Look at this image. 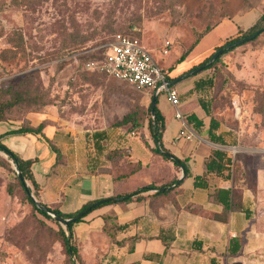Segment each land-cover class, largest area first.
Masks as SVG:
<instances>
[{
	"label": "rangeland",
	"instance_id": "rangeland-1",
	"mask_svg": "<svg viewBox=\"0 0 264 264\" xmlns=\"http://www.w3.org/2000/svg\"><path fill=\"white\" fill-rule=\"evenodd\" d=\"M244 6V0H0V100L11 98L13 92L27 93L19 104L5 108L4 120L20 121L32 113H45L49 124L61 119L84 133L105 128L118 130L122 137L128 126L115 129L112 125L135 112L140 124L135 133L145 141L150 138L151 92L119 80L99 97L98 90L83 88L81 78L87 74L113 78L82 72L81 65L100 51L96 48L101 42L121 33L139 39L161 70L180 76L211 55L222 42L224 27L207 33L178 62L195 33L237 14ZM164 49L168 53L162 55ZM191 75L179 82L181 99L194 92L198 102L201 98L210 102L220 130L231 133L227 141H236L229 146L243 149L237 154L234 171L256 202L257 174L264 170V32L222 55L214 68ZM205 76L213 78V87L203 93L184 91L186 85ZM36 95L46 103L32 104ZM99 109L107 119L87 116ZM204 119L208 123L209 117ZM15 174L13 160L0 151V264H72L57 235L58 224L66 228L33 209ZM166 175L167 171L160 173ZM263 211L264 206L259 209Z\"/></svg>",
	"mask_w": 264,
	"mask_h": 264
},
{
	"label": "crops",
	"instance_id": "crops-1",
	"mask_svg": "<svg viewBox=\"0 0 264 264\" xmlns=\"http://www.w3.org/2000/svg\"><path fill=\"white\" fill-rule=\"evenodd\" d=\"M244 5L237 14L217 22L210 32L224 27L220 39L223 41L238 29L254 24L264 11V0H244ZM89 75L81 78V85L90 92L98 90L99 97L103 89L120 83L112 77V80H103ZM181 83L174 87L180 100L179 110L185 116L195 113L203 118L206 129L205 113L194 92L181 99ZM192 88L193 85L188 84L183 89ZM161 95L157 107L164 120L162 147L184 163L188 176L172 162L152 152L151 138L146 144L139 134L124 130L122 137L118 130L105 128L84 133L60 119L56 124H47L43 135L8 133L20 128L21 122L5 121L0 122V135L8 134L0 141L23 159L33 160L32 172L41 188L38 199L64 214L79 210L89 201L124 196L149 184L161 187L178 180V185L167 186V189L173 188L169 193L155 195V189H148L129 200L92 210L82 221L74 223L73 241L80 248L85 263H94L100 258L103 264H264V211L259 212L264 206V170L257 174L256 202L234 170L228 180L206 174L205 161L211 151L225 146L210 141L190 126L195 138L178 139L181 122L174 115V107ZM101 111L103 109L87 116L107 119ZM111 116L117 118L115 112ZM27 118L31 125L37 126L50 117L45 113H32ZM101 130L106 131L107 139L103 142L104 151L98 155L93 133ZM48 141L62 154L59 162ZM115 148L123 149V156L114 161L106 158L107 151ZM101 168L118 169V178L110 171H100ZM163 171H167L166 176H160ZM197 177L203 178L204 187L195 186ZM217 188L239 193L241 208L230 209L224 221L216 217L224 212L213 197ZM112 223L125 225L114 234V241L104 231V227ZM160 233L172 237L168 246L159 238ZM233 240H238L241 248L236 255L229 256L228 247Z\"/></svg>",
	"mask_w": 264,
	"mask_h": 264
},
{
	"label": "trees",
	"instance_id": "trees-1",
	"mask_svg": "<svg viewBox=\"0 0 264 264\" xmlns=\"http://www.w3.org/2000/svg\"><path fill=\"white\" fill-rule=\"evenodd\" d=\"M212 27H207L206 29L195 33L194 41L184 52H182V54L180 55V57L178 59V62L183 61L187 57V55L199 44L201 39L207 33L210 32ZM263 27H264V11H263L262 15L259 17V19L254 24H252L251 26H249L246 29H238V31L234 35L224 39L220 44L216 45L214 48V51L211 53V55H209L203 61L193 65L190 69H188V71L195 70V73H193L191 75V77L198 75V74L202 73L203 71L210 70V69L214 68V66H216V64L220 61L222 55L234 50L238 46V45H236V46L231 45L234 42H236L238 40L246 39L241 43V44H243V43L255 40L260 34H262L264 32ZM114 35L115 34H113L110 38L105 39L103 42H101L98 45V47L96 48V49H99L100 51L96 55L90 56L91 58H88V60L100 58L102 56L104 49L99 48V47L108 43L109 41H111ZM123 35H125V34H123ZM228 45H231V46L227 47ZM218 50H222V53L211 64H208V61L211 58V56L215 52H217ZM188 71H186V72H188ZM82 72H84V71H82ZM162 72L165 75L166 81L169 83L176 80L179 76V75L178 76H170L169 73H167L163 70H162ZM186 72H184V73H186ZM184 73H182V74H184ZM95 74H98V73H95ZM180 81H177L175 83L170 84V87H175L174 85H176ZM213 84H214V82H213L212 77H207V76L199 77L198 79H196L194 81L193 88L191 90H194L198 93H203L207 89L213 87ZM26 94L27 93L13 92V94L10 93L11 98L9 97L5 101L0 100V122L6 121V120L10 121L8 119L4 120L5 119L4 111L6 110L5 108L12 107L16 104H19L20 101L23 100L22 99L23 96ZM151 94H152L151 100L154 97V116L152 117V115H151V101L149 103L148 110H147L149 113V119H148V126L147 127L149 130L150 138L153 142V147L151 148V150H152V152L161 155L164 159L172 162L173 165L177 169H179L180 165H182L184 167V176H188L189 172H188V169L186 168V166L184 165V163L180 159L175 157L172 153H170L168 150H166L162 147L161 137H162V132L164 130V120H163V115L160 113V111L157 107L158 96L160 94H157L156 96H154V91H152ZM33 100L34 101L32 104H34V105L35 104L44 105L46 103V101L44 100V97L40 96V95H36L33 98ZM199 105L202 108V110L204 111L205 115L207 117H209L207 128L204 129L205 123H204L203 118H199L195 113H190V114L185 116L187 124L194 131H196L197 133H199L201 135L207 136V138L210 141H212L216 144H219L222 146H229L231 144L235 145L236 141L234 138H232V141L230 143L227 141V137L231 136L230 131L220 130L219 121L217 119H215L211 113L210 102L201 98L199 100ZM134 114H135V112L127 113L120 120L116 121L112 125V127L128 126L126 129V133H131V132L135 133L136 131H138L140 129V124L136 120ZM20 122H21L20 128H18L17 130H14V131H9L8 133H23V134L31 133V134L43 135V133H42L43 128L47 124H49V122L45 120V121L41 122L39 125L33 126V125H31L27 116L24 117V119H21ZM8 133H5V134H8ZM5 134L0 135V140L2 139L3 136H5ZM93 138H94V147H95L96 153L98 155L102 154V152L104 151V148H105L103 142H105L107 139L106 138V131L101 130V131L94 132ZM48 142L50 143L53 151L56 154L57 162H59L62 158V154L51 143V141H48ZM145 143L147 144L146 140H145ZM0 151L7 154L8 158L13 160L14 164H16V166H17V170L21 173L23 180L29 184V186H25L23 181H21L18 178L17 174H15V180L17 181L19 187L21 188V190L25 194V198L27 199V201L32 205L33 209L36 210L42 216H44L48 219H52V217L50 215H48L47 213L37 209L35 207V205L33 204L32 200L30 199L29 195H28V191H30V192H33L34 196L38 197L39 191L41 190L40 185L37 183L36 179L34 178L33 172H32L33 160L32 159H23L15 151H13L9 147L2 144L1 141H0ZM107 152H109L110 160L114 161V160H117L118 157L123 156L124 151H123V149L115 148V149L108 150ZM237 162H238L237 161V154L234 158H232V157H230V155L225 150L213 149L211 151L209 157L205 161L206 174L212 173L218 177H221L223 179L228 180L231 177L232 170H235V168L237 167V165H236ZM99 170L100 171H110L113 173L115 178H118V169L101 168ZM122 176H126V174H123ZM173 184L178 185L179 184L178 180L171 181L170 183H168L166 185H162L161 187H156L152 184H149L145 187L139 188V189H137V190H135L129 194L124 195V196H117V197H110V198H105V199H97V200L89 201L85 205H83L79 210H77L73 213H69V214H64L58 208L49 207L48 205H46L42 202L41 203L43 205H45L46 207H48L51 210V212L55 213L56 215L60 216L63 219L72 218V217L80 214L82 211L86 210V212L84 214H82L79 218H77L73 222H70L68 224V226L66 227V229H63L55 221L59 226L58 231H57L58 238L61 240V242L64 246V249L66 251V254L69 257V259L71 260L72 264H75L73 257L75 260L78 261L79 264H85V262L81 256L80 248L73 241L72 226L74 225V223L82 221L83 217H85L92 210H95L97 208H100V207H103V206H106L109 204L116 203L118 201L129 200L132 196L137 195L138 193L145 191V190H148V189H155L156 190L155 195H160V194L167 193V192L169 193L172 191L173 188L167 189V186H170ZM194 184H195V186H201V187L205 186V184L203 183V178H199V177H197L195 179ZM161 189H163V190L161 191ZM213 197L224 208V212L222 214L216 216L218 219H220L222 221L225 220V215L230 209H232L234 207L235 208H241L240 203H239V193L237 191L233 192L230 189L217 188L214 191ZM246 213H247V215H249V213L247 211H246ZM124 227H125V225H116L115 223H112V225L104 227V231L109 233L110 237L114 241V234L118 230L123 229ZM159 238L163 241L165 246H168L172 240V237H170V236L165 237L163 235V233H160ZM240 248H241V243H239L238 240H233L232 242H230V245L228 247L229 256L236 255L239 252ZM94 264H103L102 259H100V258L97 259V261Z\"/></svg>",
	"mask_w": 264,
	"mask_h": 264
},
{
	"label": "built area",
	"instance_id": "built-area-1",
	"mask_svg": "<svg viewBox=\"0 0 264 264\" xmlns=\"http://www.w3.org/2000/svg\"><path fill=\"white\" fill-rule=\"evenodd\" d=\"M99 48L104 49L102 56L84 62L81 71L103 74L129 83L140 90H152L156 95L164 94L175 109V117L181 122L177 138L188 141L195 138V133L189 128L185 115L178 108L180 100L177 90L167 85L164 73L139 39L115 34L111 41ZM167 53V49L161 51L162 55ZM74 59L77 62V58ZM222 149L232 158L243 151L238 146H225Z\"/></svg>",
	"mask_w": 264,
	"mask_h": 264
},
{
	"label": "water",
	"instance_id": "water-1",
	"mask_svg": "<svg viewBox=\"0 0 264 264\" xmlns=\"http://www.w3.org/2000/svg\"><path fill=\"white\" fill-rule=\"evenodd\" d=\"M263 29H264V27H263ZM244 40H246V39L238 40V41L234 42V43L231 44V45H235V46H236V45H239V44H241ZM231 45H228L227 47H229V46H231ZM221 53H222V50H218L217 52H215V53L211 56V58L209 59L208 64H211V63H212V62H213V61H214V60H215V59H216ZM193 73H195V70L188 71V72H186V73L180 75V76H179L176 80H174L173 82H170V83L168 82L167 85H170V84H172V83H175V82H177V81H180V80L186 78L187 76H189V75H191V74H193ZM154 96H156L155 93H154ZM151 115H152V117L154 116V97H153L152 100H151ZM180 169H181L182 173L184 174V167H183L182 165H180ZM15 170H16V174H17L18 178H19L21 181H23V183L25 184V186H28V185L26 184V182L23 180L21 173L17 170V166H16V164H15ZM28 195H29L30 199L32 200L33 204L35 205V207H36L37 209H39L40 211H43V212L47 213L48 215H50L55 221H57L58 223H60L61 225H63L65 228L68 226V224H69L70 222L75 221L77 218H79L82 214H84V213L86 212V210H84V211H82L80 214H78V215H76V216H74V217H72V218L63 219V218H61L60 216L56 215L55 213L51 212V210H50L48 207H46V206L43 205L40 201H38V200L36 199V197L33 195L32 192L28 191Z\"/></svg>",
	"mask_w": 264,
	"mask_h": 264
}]
</instances>
